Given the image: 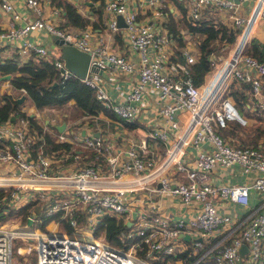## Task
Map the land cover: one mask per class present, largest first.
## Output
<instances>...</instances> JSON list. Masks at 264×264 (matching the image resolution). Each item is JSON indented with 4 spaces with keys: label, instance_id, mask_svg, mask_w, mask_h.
<instances>
[{
    "label": "built area",
    "instance_id": "2783aa9c",
    "mask_svg": "<svg viewBox=\"0 0 264 264\" xmlns=\"http://www.w3.org/2000/svg\"><path fill=\"white\" fill-rule=\"evenodd\" d=\"M131 1L104 0L111 30L121 27L117 15H123L131 50L126 56L102 38L95 40L90 27L68 29L45 17L42 0H0L1 10L11 14L8 25H0V45H16L25 58L33 53L48 57L49 48L33 33L44 30L62 37L91 52L90 66L137 72L119 98L111 96L100 78L88 72L80 77L121 120L159 118L144 122L143 134L127 137L119 126L96 134L88 125L91 114L84 112L53 131L56 145L25 115L1 121L0 189L5 193L0 207L18 218L0 215V264H170V259L182 262L184 256L197 255L213 238L192 264L210 253L215 264H263L264 147L233 144L218 128L231 119L246 123L228 95L231 79L250 82L252 95L263 93L264 59L245 48L256 21L264 19V0H253L247 14L240 12L243 0H189L190 17L215 5L241 28L220 71L221 54L210 55L213 76L200 85L185 75L183 61L170 58L168 29L158 28L153 19L140 21ZM148 2L153 16L163 14L165 0ZM31 12L36 16L31 18ZM182 52L188 61L196 58L188 48ZM53 61L63 80L77 76L64 59ZM18 89L17 96L28 94L25 86ZM236 165L248 178L225 181L224 171ZM252 189L261 198L255 206L250 203ZM169 195L180 198L176 215L162 206V197ZM28 203L23 217L19 208ZM225 204H240L246 211L232 214ZM107 215L121 222L120 243L107 238ZM18 240H27L17 249L23 260L13 258ZM243 243L248 245L245 252Z\"/></svg>",
    "mask_w": 264,
    "mask_h": 264
},
{
    "label": "trees",
    "instance_id": "16d2710c",
    "mask_svg": "<svg viewBox=\"0 0 264 264\" xmlns=\"http://www.w3.org/2000/svg\"><path fill=\"white\" fill-rule=\"evenodd\" d=\"M168 1L177 5L180 10V17L173 15L168 6ZM183 1L184 0H165L167 5H165L164 11L168 15L166 20L168 33L176 39L178 46L180 45V48H176L174 54L170 57L172 60L183 61L187 65V76L191 78L193 83L200 85L205 82L207 74H209L212 69L210 55L214 52L218 53L222 51L228 53L230 45H234V42L239 38L241 28L235 27L233 22L228 23L224 21L220 15L221 8L215 5H208L203 10L200 17L192 18L188 12V6L185 5ZM56 2L66 11L65 21L67 23H71L80 28H84L88 24L89 19L78 10L74 3L68 0H57ZM181 27H184L186 32L196 35L195 38L198 51L193 61H188L182 52L181 47L184 46L186 42ZM245 52L251 53L259 59H264V44L257 38L251 37L245 48ZM0 72L11 73L12 84L15 87L25 86L30 99L38 107L62 106L72 100L77 109L75 114L81 115L84 112L91 115L100 112L107 113L111 116L116 114L111 108L106 107L103 102L97 98L95 88L80 77L71 76L63 80L53 59L45 56L30 55L20 63L15 59H7L5 62H0ZM229 83L228 95L231 97L236 107H248L251 109L253 105L250 96L251 83L239 81L236 78L231 79ZM258 107L261 112L258 114L253 109L254 113L252 116H254L255 121L253 120L251 124L242 123L238 120L241 125L240 130L228 124L227 126H223L225 129L222 133L219 132L226 138L238 135L240 142L238 145H247V143L258 144L260 137L264 136V126L262 127L261 125L262 119L264 118V105L259 103ZM241 114L246 119L251 116V114ZM20 115L28 116L30 122L37 125L35 117L22 110V102H20L18 96L7 91L1 93L0 122L11 119L13 116L14 119L18 118ZM242 130L245 131L246 136L241 134ZM47 136H49V134H47ZM49 138H51V136H49ZM1 143L2 139L0 138V144ZM53 145L56 144L54 143ZM2 190L3 189H0V196L5 193ZM29 206L30 203L19 208V213L22 214L23 217H25V213ZM12 212L13 211L10 213ZM48 218L51 219L52 217L50 216ZM105 218L107 221V238L113 243H120L118 239V232L122 227L120 220L115 215H107ZM42 225L46 227L45 223ZM215 240L216 238H213L212 241ZM206 247L207 244L199 250L197 255L184 256V264H192L196 258L204 252ZM154 263L163 264L158 260H154ZM194 264H215V257L213 254H208Z\"/></svg>",
    "mask_w": 264,
    "mask_h": 264
},
{
    "label": "crops",
    "instance_id": "0c3cea01",
    "mask_svg": "<svg viewBox=\"0 0 264 264\" xmlns=\"http://www.w3.org/2000/svg\"><path fill=\"white\" fill-rule=\"evenodd\" d=\"M57 1V0H56ZM56 1L53 0H42V8H43V15L47 18H51V20L55 21L59 26L61 27H67L68 29H83L80 28L76 25H73L71 23H67L66 16H65V10L62 9L60 5L57 4ZM72 3H74L78 10L89 19L88 24L84 27H90L93 30V38L95 40H98L99 38H102L103 42L107 44V46L119 53H122L126 56L130 55V47L128 45V41L126 38V31L123 28V25L117 30H111L109 27V18L110 14L104 9V0H68ZM185 5H189V0H184L183 1ZM253 3V0H243L242 1V6L240 8V12L242 14H247L251 8V5ZM167 5V4H166ZM168 6L170 7V10L172 11L173 15L176 17H180V10L177 7V5L171 1H168ZM131 7L135 8L138 10V19L141 20H154L156 26L158 28H164L165 30L168 29V26L166 25V20H167V13L164 11L162 15L160 16H153L151 14V8L152 5L151 3L148 2V0H132L131 1ZM19 8H22V1L19 2ZM57 9V10H55ZM221 18L228 22L232 23V19L227 15V12L221 10ZM219 15V16H220ZM36 14L35 12L30 13V17H35ZM11 20V14L8 12H5L1 10L0 8V25L1 26H6ZM117 20H118V15H117ZM264 19L262 17H259V19L256 21L254 25V29L252 32V37L257 38L261 43L264 44ZM168 31V30H167ZM181 31L183 32V37L185 39V45L181 47L182 51L184 49L188 48L190 49L195 55L197 54L198 47L196 45V35L188 33L185 31L184 27H181ZM35 38H39L43 41V43L49 48L50 53L48 54L47 58L50 59H56V58H61V48L60 45L57 43L56 37L53 36L52 34L47 33L44 30H41L40 32L37 31L33 33ZM172 40V45H170V56L174 54L176 48H180V45L178 46L177 41L174 37L171 36ZM233 46V45H232ZM217 54H222V52H218ZM34 56H37L39 54H31ZM42 56V55H40ZM25 57L21 55L19 52L18 48L14 44H6V45H0V62H5L7 59H15L18 63L22 62ZM171 58V57H170ZM22 60V61H21ZM65 61V60H64ZM187 67V65H186ZM221 70V69H220ZM219 70V71H220ZM60 71V70H59ZM214 72V71H213ZM9 72L6 73H1L0 72V94L7 91L15 94L17 96L19 89L18 87H15L12 84L11 78L12 74L10 77H4L3 75L8 74ZM88 73L90 75L100 78L103 83L107 86L109 89V92L111 96L115 98H119L124 95L125 91L129 90L131 85L133 84L137 72H132V73H127V72H120L116 70L112 66H108L107 68H102L101 71H91L88 70ZM187 72H185V75L187 76ZM211 73V71H210ZM209 73V74H210ZM209 74H207V77L205 79V82L202 84H205L208 82L209 79ZM213 76V75H212ZM189 77V76H187ZM264 80V75L262 76ZM190 78V77H189ZM3 80V81H2ZM26 94V93H24ZM22 95V94H21ZM20 95V96H21ZM250 96L252 98V92H250ZM264 97V82H263V93L260 94L258 97V101L264 105V101H262V97ZM19 97V96H18ZM261 97V98H260ZM261 100V101H260ZM253 101V100H252ZM22 102V110L25 111L27 114H31L35 117L37 125L31 124L32 127L38 128L40 131L45 130V135L49 134L47 136V139L51 144L53 145L52 136H53V131L54 130H62L66 123L76 121L80 118V114H75L77 109L74 105V102L70 100L65 105L62 106H43V107H38L34 104V102L30 99L29 95L26 94V97ZM258 103V102H257ZM252 105L251 110L253 111L251 113V116H249L248 119H246L247 124H251L252 121L255 119L252 114L254 113V110ZM152 114V112H150ZM259 114V113H258ZM264 115V114H263ZM26 116V115H25ZM20 117V116H19ZM18 117V118H19ZM109 117V118H107ZM158 115H150V117H147L146 119L149 121H158L159 118ZM18 118H11V120H18ZM28 118V116H27ZM29 119V118H28ZM138 119V117H137ZM147 120H141L140 118L138 119L137 122H130V121H123L119 118L117 114L115 115H108L107 113L100 112L95 115H91L89 119V126L95 127V133L98 134L100 130L104 132L106 129L107 131L111 129V131L114 130V128H119L126 133V136H133L134 134H143L141 133L142 131H145L143 125H145ZM66 122L64 127L62 129H59L58 125L61 124L62 122ZM255 121V120H254ZM263 121V120H262ZM145 122V123H144ZM243 123V122H242ZM264 124V123H263ZM263 124L262 127L264 126ZM138 128L141 129V131L138 132ZM244 131V130H242ZM243 136H246L245 131L242 134ZM126 138H123V140H126ZM237 136H229L228 139L230 142L233 144L240 143L239 139ZM248 146H263L264 147V136H261L259 139L258 144H250L247 143ZM247 145H242V146H247ZM223 178L225 181L229 182H242L245 179L248 178L246 174H244L242 168L240 166L236 165L231 171L225 170L223 174ZM260 196L256 192V190L252 189L250 192V203L255 206L258 204L260 201ZM180 198L175 195H169V196H163L162 197V206L169 212L174 215H176V209L177 211L179 210L180 206ZM162 207V208H163ZM225 211H228L232 214L237 213H244L246 209L244 208L243 205L240 204H225L224 207ZM134 215L136 212H133ZM2 220V217L1 219ZM131 222V221H130ZM128 222V224L130 223ZM185 235V234H184ZM190 238V236H189ZM189 238H186L187 240L190 241ZM213 239L206 240L205 243H207L206 249L213 244L214 241ZM211 254V253H210ZM208 255V254H207ZM205 257V256H204ZM184 262V259L183 261Z\"/></svg>",
    "mask_w": 264,
    "mask_h": 264
},
{
    "label": "water",
    "instance_id": "95a60500",
    "mask_svg": "<svg viewBox=\"0 0 264 264\" xmlns=\"http://www.w3.org/2000/svg\"><path fill=\"white\" fill-rule=\"evenodd\" d=\"M118 22L120 25H124V18L122 14H118ZM264 28V26H263ZM57 43L61 48V57L65 60V64L70 68L74 73L79 77H84L88 70L91 71H101L102 68L97 67V65L92 64L90 66L91 52L88 50H83L78 48L76 45L65 42L62 37L55 36ZM10 73L3 75L4 77H10ZM26 97V94L19 96L20 102L23 101ZM240 119H244V116L237 110ZM14 118V116H13ZM65 121L58 125L59 129H62L65 125ZM185 238H189V234L184 235ZM248 250L247 243H243L241 246V251L245 252Z\"/></svg>",
    "mask_w": 264,
    "mask_h": 264
},
{
    "label": "rangeland",
    "instance_id": "374dc122",
    "mask_svg": "<svg viewBox=\"0 0 264 264\" xmlns=\"http://www.w3.org/2000/svg\"><path fill=\"white\" fill-rule=\"evenodd\" d=\"M233 44H231L230 45V48L228 49V53H224L223 51H222V54H221V58H218V64H217V66H216V70L217 71H219L221 68H222V66H223V64L227 61V55L230 53V51H232V49H233V46H232ZM213 71L214 70H212V72L209 74V76H210V78L212 77V75H213ZM0 81H1V79H0ZM3 81V80H2ZM262 97V96H261ZM260 97V98H261ZM258 99V97L257 96H255V95H252V100H253V107H256V109L255 108H253L257 113H260L261 111L258 109L259 107V101L257 100ZM261 101V100H260ZM262 101H264V97H262ZM258 102V103H257ZM262 105V104H261ZM238 109H239V111L241 112V113H243V114H245V115H250L253 111L251 110V109H249L248 107H238ZM263 121L261 122V124H263L264 123V118L262 119ZM228 122H229V125L230 126H232L233 128H235V129H238V130H240L241 129V125L239 124V121H238V119L236 120V119H231V120H228ZM264 125V124H263ZM225 128L223 127V128H220L219 127V131L222 133V131L224 130ZM139 131H141V129L140 128H138V132ZM144 131H142L141 133H143ZM244 133V131H241V134H243ZM38 211H39V213H42L43 212V210L41 209V207H39L38 208ZM4 214L6 217L7 216H9L10 217V219H11V221H16V218H18V216L16 215V214H13V213H8L7 211L5 212L4 211V209H2L1 207H0V214ZM1 214V215H2ZM6 217H4V218H6ZM3 218V217H2ZM27 243V240H18V243H14L13 244V248L15 249V252L13 253V258H16V259H19V260H23V258H22V254L21 253H19L18 252V246H19V244H26ZM30 256L31 257H33V261H35V256H36V250L35 249H33V251L30 253ZM170 264H184V262H180V260L179 261H176L175 259H170Z\"/></svg>",
    "mask_w": 264,
    "mask_h": 264
}]
</instances>
